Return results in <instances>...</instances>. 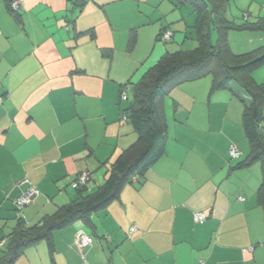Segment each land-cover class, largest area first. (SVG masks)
I'll return each instance as SVG.
<instances>
[{
	"label": "crops",
	"instance_id": "1",
	"mask_svg": "<svg viewBox=\"0 0 264 264\" xmlns=\"http://www.w3.org/2000/svg\"><path fill=\"white\" fill-rule=\"evenodd\" d=\"M9 1L0 0V255L27 188L37 193L21 216L34 224L78 200L72 183L83 173L87 191L105 181L137 140L122 118V86L184 45L195 22L172 0H19L16 13ZM251 8L261 18L264 0ZM166 25L170 43L158 39ZM258 31L253 45L264 44ZM260 72L264 65L253 75L264 83ZM163 112L166 153L145 176L126 183L92 226L75 221L53 233L52 246L39 241L14 264H264L261 163L236 167L250 153L242 103L213 90L207 75L174 88ZM198 212L205 221L195 220ZM80 228L94 236L91 247L75 243Z\"/></svg>",
	"mask_w": 264,
	"mask_h": 264
},
{
	"label": "trees",
	"instance_id": "2",
	"mask_svg": "<svg viewBox=\"0 0 264 264\" xmlns=\"http://www.w3.org/2000/svg\"><path fill=\"white\" fill-rule=\"evenodd\" d=\"M13 1H9L8 7L16 13L18 9L11 7ZM87 1L78 0L80 6H84ZM228 1L172 0L176 7L181 8L187 4L192 7L196 16L190 27L193 36L188 34L186 38L198 43L193 49H167L138 82H128L122 86L120 101H129L122 109V118L133 125L137 140L115 159L109 175L101 185L93 191H87V182L80 184L76 188L79 191L78 200L60 206L53 214L44 216L34 224H28L21 216L26 205L17 207V225L0 255V264H14L28 247L39 241L46 240L52 246L53 233L75 221L81 220L92 226L93 216L116 199L126 183L133 178L144 177L165 155L168 140L163 112L165 97L182 83L207 75L212 77L213 90L228 89L243 105L242 126L249 141L250 153L236 167L261 163L262 180L257 200L264 211V83L258 82L253 76V72L264 65V44L252 51L235 53L228 38L231 30H264V17L250 21L246 13L244 23H235L226 16ZM169 27L170 25L162 26L158 34V39L165 43H170L174 38V32ZM213 28L218 32L215 43L212 41ZM168 31L171 36L165 39L163 35ZM124 89L128 90L127 99L121 97ZM90 235L93 237V244L94 236ZM75 243L77 244L76 234ZM92 244L80 248H88Z\"/></svg>",
	"mask_w": 264,
	"mask_h": 264
},
{
	"label": "rangeland",
	"instance_id": "3",
	"mask_svg": "<svg viewBox=\"0 0 264 264\" xmlns=\"http://www.w3.org/2000/svg\"><path fill=\"white\" fill-rule=\"evenodd\" d=\"M259 2H260V0H229L227 3V6H226L227 18L229 20L235 22V23L242 24V23H244L243 15L245 13H247L250 17V20L253 21V20L257 19V17H255L256 15L254 16V12L252 11L253 9L251 8V5L253 4V8H254L255 5L258 4ZM168 7H169L168 4H164V6L161 8V10L168 13L171 9V8L168 9ZM262 10H264V8ZM180 11L183 12V14L186 18H188L190 16V14H192L194 17H193V19H191V22L193 23L196 16L192 10V7L189 4L182 6L180 8ZM175 12H176L175 10L172 11V13H175ZM262 17H264V11H263ZM257 20H259V19H257ZM166 22L167 21H164V23H166ZM176 23H179V22H176ZM213 29H215V28H213ZM215 30H212V41H213V43H215L217 41V38H218L217 29H215ZM252 33H255V34L259 33L262 35V33L259 32L258 30H231L229 35H228V38H229V43L231 45L232 50L235 53H242V52L252 51V50H255L258 47H260L261 45H258V44L256 45V43L258 42L257 37L250 36ZM251 38L255 39V41H254V42H256L255 45H253L254 43H252ZM197 43L198 42L194 39H191V40L188 39V40H186L184 45H182V46L179 45V46L182 47L183 49H193L197 46ZM260 44H262V43H260ZM180 47H177V48H180ZM173 50H175V49H173ZM255 71L253 72V75H254ZM258 75L260 77L264 78V75L261 72ZM123 103H124V105H128L129 101H123ZM247 143H248V141H247ZM248 153H249V151H248ZM239 159H240V157L235 158L233 161H235L237 163L239 161ZM260 184H261V181H260Z\"/></svg>",
	"mask_w": 264,
	"mask_h": 264
},
{
	"label": "built area",
	"instance_id": "4",
	"mask_svg": "<svg viewBox=\"0 0 264 264\" xmlns=\"http://www.w3.org/2000/svg\"><path fill=\"white\" fill-rule=\"evenodd\" d=\"M20 6H21V2L19 0H14L13 3L11 4V7L14 9H19ZM163 36L165 39H168L171 36V32L168 31ZM127 92H128L127 89H124L122 91V96H121L122 99H127V94H128ZM1 100H2V97H0V102ZM229 153H230L231 158L233 159L238 158L241 155V152L236 145L231 146ZM89 177H90L89 173H83L82 175L78 177L77 181L73 182V186L77 188L80 184L86 183ZM36 193H37V190L35 189L34 186H30L29 188H27L22 194V196L19 199H17L16 201L17 207L22 208L23 206L31 203ZM206 218L207 217L204 213L198 212L195 214V220L197 222H203L206 220ZM133 230H135V227L132 228V231ZM76 242L79 247H86L92 244L93 237L89 233H87L84 229H79L76 233Z\"/></svg>",
	"mask_w": 264,
	"mask_h": 264
}]
</instances>
